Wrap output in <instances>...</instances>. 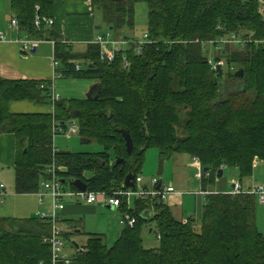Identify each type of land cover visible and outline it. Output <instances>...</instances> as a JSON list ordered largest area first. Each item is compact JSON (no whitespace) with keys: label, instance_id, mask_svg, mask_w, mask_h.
Instances as JSON below:
<instances>
[{"label":"trees","instance_id":"16d2710c","mask_svg":"<svg viewBox=\"0 0 264 264\" xmlns=\"http://www.w3.org/2000/svg\"><path fill=\"white\" fill-rule=\"evenodd\" d=\"M91 1L93 12L100 14V29H106L101 34L126 40L135 39V5H146L149 42L141 54L131 47L115 53L108 62L102 59L100 46L92 43L85 45L82 53H74L71 46L58 40L52 27L35 25L36 17L53 19L55 0H9V15L22 36L18 38L53 42L58 64L55 79L90 80L98 85L97 99L59 98L52 102L55 79L0 77V134L15 138V193L37 194L54 166L55 177L64 181L60 183L63 189L76 192L71 183L80 181L87 192L110 194L128 189L124 186L127 175L135 181L150 148L157 149L164 161L184 155L198 160L202 167L201 219L184 222L155 198L134 199L133 208L122 200L119 211L122 217H133L134 225L123 226L111 247L102 235L83 233L84 245L75 248L70 244L72 263L264 264V233L256 225L257 197L206 190L214 185L219 170L235 169L241 181L253 175L256 163L264 164V45L256 43L264 41V15L258 3ZM230 33L252 34V42L243 48L227 45L214 49L211 59L206 43ZM123 60L129 63L127 68ZM217 63L220 73L214 68ZM239 70L242 77L235 76ZM20 101L51 107L52 112L11 113L10 104ZM71 123L82 143L96 142L103 151L55 152L54 137L65 133ZM124 133L133 144L130 154ZM116 160L124 163L116 164ZM146 212L150 213L148 220ZM61 222L67 228L61 233L66 243L73 235L82 234L74 221ZM50 229L48 218L0 217V264H50ZM146 236L157 239L156 248L144 247Z\"/></svg>","mask_w":264,"mask_h":264},{"label":"rangeland","instance_id":"374dc122","mask_svg":"<svg viewBox=\"0 0 264 264\" xmlns=\"http://www.w3.org/2000/svg\"><path fill=\"white\" fill-rule=\"evenodd\" d=\"M9 0H0V18L3 19V15H7L9 12ZM8 16V15H7ZM101 18L99 12H94L93 23L95 26H100ZM98 33H105L106 29L103 27L97 31ZM147 32V7L144 3H138L134 7V28L133 35L135 39H140ZM74 53H82L83 47L74 48ZM209 50L211 54L214 52V46H210ZM213 59V54L209 55ZM223 70L225 66H223ZM54 82V81H53ZM95 84L90 80H62L56 79L54 82L55 92L60 94L61 99H81L87 94L89 87H87L85 93L83 85ZM69 127V125H67ZM53 148L55 152H71V153H99L103 151V147L92 142L90 144H84L80 141V138L76 134L68 135L66 132L58 134L53 139ZM160 157L157 149L150 148L146 151L144 161L140 170V178L144 184L150 185V183L157 179L161 181L165 186L173 184L176 188L184 187L179 190H186L182 201V216L183 220L188 218H197V212H201L202 217L203 203L197 201L198 192L202 189L201 180L196 175L199 173L195 169V165L191 159L184 155H174L170 159L164 161L163 173L161 176H157ZM253 175L250 178H244L241 181L247 182L252 187L257 185H264V164L256 163ZM193 166V168L191 167ZM201 166V165H200ZM202 171V167H201ZM4 180L7 187L6 194L0 200V217L16 218V219H30L38 218L42 213L47 216L51 214V203L48 197H44L42 203L38 202V198L35 195H17L14 188V172L5 167ZM255 175V176H254ZM254 177L255 179L253 180ZM220 184H224V191L218 193H229L232 189V184L240 181L239 174L235 169H227L224 175L218 179ZM217 181V182H218ZM177 184L179 187H177ZM251 188L244 186L243 191L248 192ZM204 201V200H203ZM64 206L66 211L57 214L59 218V224L61 229L67 230L65 225L61 221L71 220L74 221L82 232L81 235H73L66 243V253L70 254L74 252L70 244L74 242L78 246H82L86 242V236L84 234H99L105 238V242L108 247L113 246L117 240L123 226L120 224L122 215L119 209H106L102 204H94V207L98 208V212L92 213L87 209V206L83 203L76 204L71 198L64 199ZM129 207H134V198L129 200ZM72 208L73 211H68ZM63 214V215H61ZM174 216L179 219L174 211ZM201 217H199L201 219ZM57 224V226L59 227ZM256 225L260 232L264 233V205L256 202ZM79 231V230H78ZM84 233V234H83ZM145 248H156L157 239L154 236H146L144 239Z\"/></svg>","mask_w":264,"mask_h":264},{"label":"crops","instance_id":"0c3cea01","mask_svg":"<svg viewBox=\"0 0 264 264\" xmlns=\"http://www.w3.org/2000/svg\"><path fill=\"white\" fill-rule=\"evenodd\" d=\"M7 15H3V19L0 18V32L3 33V40H0V77L6 80H53V42L45 41L39 43L35 49V53L23 54L22 49L16 43L18 37L22 36H18L19 33L15 28L9 27L11 16L9 15V13ZM93 17L94 12L91 0H55L53 14L54 25L52 26V30L60 42L66 43L72 47L73 52L75 51L74 48L83 47V49H85V45L92 43L93 39L98 34H101L98 32H94L98 29L97 26H95L93 23ZM62 80L70 79L64 78ZM54 82L53 87L55 89ZM95 85L96 84L87 83L86 85H83L82 91L85 93L87 87L90 86L86 94L88 95V93ZM81 95L83 98L84 94ZM59 96L61 95L59 94ZM9 111L13 114H38L51 113L52 108L38 106L28 101H20L12 102L9 106ZM14 162L15 138L12 134L2 133L0 134V182L4 185L5 194L7 191V187L3 182L4 174L6 173L5 167H7L10 171L11 169L13 170ZM191 167L193 168V166ZM224 172L225 170L223 171L222 176L224 175ZM196 176L199 177L200 180V176H198V174ZM252 178L253 180L255 179L254 177ZM218 179L219 178H216L215 183L212 187H207V192L218 193L225 190L224 184H220ZM239 182L241 183L242 187L247 186L251 188V186H253V184H251L250 186L247 182ZM171 185L174 187L176 193L169 196L165 201V204H167L173 211H175L177 216L179 215V219L183 220V211L181 210L182 201L184 198V193L188 191L179 190L183 189L184 187H179L178 184L177 187H179V189L176 188L173 184ZM196 196L197 201L200 200L204 202V192L202 189L198 192V194H196ZM74 203L76 202L74 201ZM87 206H90L87 209L89 212H98V208L94 207V204ZM63 211H66V206H64V209L61 212ZM68 211H73V209L69 208ZM200 214L201 212H197V218L191 219H200ZM186 220L187 219H185L184 221Z\"/></svg>","mask_w":264,"mask_h":264},{"label":"built area","instance_id":"2783aa9c","mask_svg":"<svg viewBox=\"0 0 264 264\" xmlns=\"http://www.w3.org/2000/svg\"><path fill=\"white\" fill-rule=\"evenodd\" d=\"M258 3L259 12L264 15V0H255ZM41 23L46 24L48 27H52L54 25L53 19H47L39 17L35 18V25L38 27ZM10 27L17 28V22L15 19H12L10 22ZM219 30V28H217ZM252 34H241V33H230L226 35L225 38H221L219 40H215L212 42H207L206 44L210 46H214L216 51L225 48L227 45L230 46H239L243 48L245 44L252 42L251 40ZM0 40H3V33L0 32ZM148 37L146 34L143 35L140 39H124V38H113L110 33H106L105 35L98 34L92 41V44L99 45L101 48L100 55L103 60L108 62L113 61L115 53L123 51L125 49L134 48L136 54H141L143 46L148 43ZM16 43L20 46V48L30 53L33 49H36L40 41H35L33 39L28 38H18ZM258 44H263L264 41L256 42ZM57 62L55 59L52 60V69L54 70L57 67ZM129 63L126 60H123V66L127 68ZM217 63L214 68H216ZM55 79L53 75V80ZM53 90V89H52ZM52 102H56L59 100V95L52 91ZM56 131L61 133L62 130L57 128ZM66 133L69 135L77 133V127L74 123H71L66 130ZM195 168L198 170V176L201 175V166L198 160H192ZM50 178L41 184V190L35 194L38 198L39 203L44 201V197H48L51 203V214L47 216L45 213L40 215V218L50 220L51 224V232L50 236L47 239V244L50 247L51 258L50 264H73L69 254L66 253V241L62 239L61 233L62 229L57 226V212L62 211L64 209L63 201L67 198H72L76 203H83L85 205L92 204H102L103 206L111 207L112 209H119L122 200H125L127 204H129V200L131 198L144 200L146 198H155L157 201L165 202L167 198L176 193L174 187L170 184L169 186H165L162 182L157 179L153 180L150 185L144 184L140 176H138L135 181H133V188H128L124 190H119L116 192H112L110 194L104 192H72L69 190H65L62 188L60 182L55 177V169L52 166L48 170ZM0 196L3 195L4 185L0 182ZM251 194L257 197L259 204L264 205V185H257L250 189L248 192L243 191L241 184L234 183L232 184V189L229 192L231 195L236 194ZM186 222V221H184ZM135 223V219L128 214H124L122 219L120 220V224L122 226L132 227Z\"/></svg>","mask_w":264,"mask_h":264},{"label":"water","instance_id":"95a60500","mask_svg":"<svg viewBox=\"0 0 264 264\" xmlns=\"http://www.w3.org/2000/svg\"><path fill=\"white\" fill-rule=\"evenodd\" d=\"M97 29L99 30L100 27H97ZM30 53H35V49H33ZM215 70L217 71V73H220V72H221L220 66L217 65L216 68H215ZM242 75H243V72H242L241 70L237 71V73L235 74V76H237V77H242ZM97 91H98V85L96 84V85L91 89V91L88 93V95H86V98H87V99H91V98H93V99H97ZM123 136H124V140H125L126 152H127L128 154H130V153L132 152V149H133L132 141H131V139H130V137H129L128 134L124 133ZM120 163H124V161H122V160H121V161H120V160H116V164H120ZM163 165H164V160L161 159L160 162H159V167H158V171H157V176H158V177L161 176L162 173H163ZM206 171H207V170L204 169V172H206ZM221 177H222V171L219 170V173H218L217 178H221ZM133 179H134V178H133L132 175H130V174L127 175L126 178H125V181H124V186H125L126 188H132V187H133ZM160 182H161V181H160ZM60 183L63 184L64 181H60ZM68 183H70V182L68 181ZM71 184H72V185H73V186H74L79 192L84 193V192H86V190H87L85 184H83V183L80 182V181H74V182H72ZM105 208L108 209V210H111V209H112L111 207H108V206H105ZM144 216H145V218L148 220L149 217H150V213H149V212H146V213H144ZM76 232L78 233L79 231H76ZM149 233L151 234V233H152V230H150ZM72 245H73L75 248H78V245H77V244L72 243Z\"/></svg>","mask_w":264,"mask_h":264}]
</instances>
